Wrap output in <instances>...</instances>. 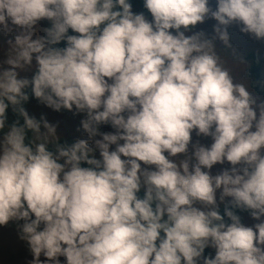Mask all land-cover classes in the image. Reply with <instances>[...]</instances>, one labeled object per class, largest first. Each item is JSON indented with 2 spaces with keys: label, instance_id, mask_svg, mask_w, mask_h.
Here are the masks:
<instances>
[{
  "label": "clouds",
  "instance_id": "clouds-1",
  "mask_svg": "<svg viewBox=\"0 0 264 264\" xmlns=\"http://www.w3.org/2000/svg\"><path fill=\"white\" fill-rule=\"evenodd\" d=\"M143 7L150 20L130 0H0V32L18 29L0 67V226L22 221L27 264H264V99L234 79L247 63L228 30L264 41V0ZM28 88L82 113L84 138L58 143Z\"/></svg>",
  "mask_w": 264,
  "mask_h": 264
},
{
  "label": "rangeland",
  "instance_id": "rangeland-1",
  "mask_svg": "<svg viewBox=\"0 0 264 264\" xmlns=\"http://www.w3.org/2000/svg\"><path fill=\"white\" fill-rule=\"evenodd\" d=\"M214 7V4H213ZM133 12H142L138 7H132ZM143 13V12H142ZM145 15V14H144ZM145 17L150 20L146 15ZM215 23L214 20L208 19L203 24H198L191 31H197L203 29L207 32H211V25ZM50 25V22L47 20H41L38 22L36 29L37 34H42L41 29ZM229 33L231 36V43L236 48L237 54L243 58V60L247 63V68L242 73H234V79L244 78L249 82L250 92L251 94L258 98L264 99V94L257 93V91L251 86L252 77L248 74L250 61L246 59V54L250 51H256L260 58V77L262 81H264V41L256 40L255 38L249 36L248 34H243L239 31V25L233 23L229 27ZM18 29H13V32L5 35L3 32H0V67H8L3 61L7 58L8 55V44L7 41L11 39ZM191 34V32L186 33ZM217 49L222 55H230L229 51L223 49V46L220 45L219 41L216 42ZM35 61L33 60V65ZM34 67L25 68L24 70H18V76L20 77H29L33 72ZM25 89L24 91H26ZM26 111L30 116H34L37 119L40 118L41 114L50 122L55 123L57 125V135L58 137H70L72 139L76 138H84L85 134L83 130H79V121L82 118L83 114H74L73 111H67L61 109L59 112L51 110L50 108L44 106L37 99L30 104ZM111 129L107 125L101 126V131H110ZM193 142H199L207 146L211 143L210 137L204 136H196L195 133L192 135ZM189 151H191V145H189ZM264 152V149L261 150ZM182 158V157H181ZM221 167H228L227 163L224 165H213V169L211 170L213 174H215ZM219 195V193H217ZM229 199V198H225ZM223 202L218 200V207L221 206ZM242 223L248 226H251L258 221L253 220L249 213L242 214ZM264 218V217H262ZM22 221L10 220L7 224L0 226V264H27V262L31 259V254L27 248V244L22 241L18 236L19 224ZM205 255L211 256L214 254V249L206 248ZM43 260L44 257L41 256ZM61 262L63 261V257H60Z\"/></svg>",
  "mask_w": 264,
  "mask_h": 264
},
{
  "label": "trees",
  "instance_id": "trees-1",
  "mask_svg": "<svg viewBox=\"0 0 264 264\" xmlns=\"http://www.w3.org/2000/svg\"><path fill=\"white\" fill-rule=\"evenodd\" d=\"M132 7H138L141 9V11L148 17L151 19L150 14L147 12V10L143 7V0H130ZM50 25H47L46 27H48ZM43 34V33H42ZM69 34L71 33V30H69ZM62 47L63 46V42H61L60 45H57ZM246 59H248L250 61V66H249V75L252 77V82H251V86L257 91V93H261L264 94V81H262L261 77H260V58L257 54L256 51H250L246 54ZM35 70V69H34ZM33 70V72H34ZM33 72L30 74V76L28 77L29 79L31 78ZM26 92L28 93L29 99L26 102L22 103V106L24 107V109L26 110L27 107L32 104L36 98L32 97L31 92H30V88H28L26 90ZM6 123H12L15 120L20 119L18 117V115L12 111L11 108L6 110ZM22 122V120L20 121ZM29 138H31V134H29ZM74 139L70 138V137H60L58 139V143H71ZM138 195H142V191L141 193H139ZM228 199H225V201L223 202V204L221 206L218 207V211L221 213V215L223 216V210L224 207L227 203ZM233 211L240 217V220L242 222V218L241 215L242 214H246L248 213V211L246 210H242V209H233ZM225 222H229L227 220V217H224ZM206 252V248L204 250V253Z\"/></svg>",
  "mask_w": 264,
  "mask_h": 264
}]
</instances>
